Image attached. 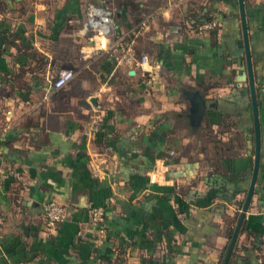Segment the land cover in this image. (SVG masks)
<instances>
[{"label": "crops", "instance_id": "obj_1", "mask_svg": "<svg viewBox=\"0 0 264 264\" xmlns=\"http://www.w3.org/2000/svg\"><path fill=\"white\" fill-rule=\"evenodd\" d=\"M243 11L259 152L232 264H264V0ZM253 156L237 0H0V264H216Z\"/></svg>", "mask_w": 264, "mask_h": 264}, {"label": "built area", "instance_id": "obj_2", "mask_svg": "<svg viewBox=\"0 0 264 264\" xmlns=\"http://www.w3.org/2000/svg\"><path fill=\"white\" fill-rule=\"evenodd\" d=\"M85 25L93 31L96 35L101 37H107L111 33L112 21L110 12L101 6L94 4H87L85 7ZM205 28H209V24L204 25ZM137 67L143 73H149V70L146 69L148 67V59L145 54L139 55L137 59ZM74 73L69 68H60L58 69L51 82L52 89L56 90L64 87L67 83L72 79ZM151 80V78H149ZM91 108L96 111L99 106L91 104ZM94 119V123L92 125V130L96 131L98 129V124ZM43 215L45 220V225L53 228L59 222H61L65 215L64 207L54 201H49L44 204L43 207ZM103 212L100 207L92 208L90 210V221L93 223H98L102 220Z\"/></svg>", "mask_w": 264, "mask_h": 264}, {"label": "water", "instance_id": "obj_3", "mask_svg": "<svg viewBox=\"0 0 264 264\" xmlns=\"http://www.w3.org/2000/svg\"><path fill=\"white\" fill-rule=\"evenodd\" d=\"M237 2H238V10H239L243 45H244V51H245L246 67H247V73H248V87H249L251 107H252L253 132H254V156H253V166H252L251 176L249 180V185H248L246 194L244 196V199L242 201V204H241V207L238 213V217L233 227V230H232V233H231V236H230V239H229V242H228V245H227V248H226L221 264H226L228 260L229 254L232 251V248L235 243V239L239 232L240 225L244 217L245 211L247 210V207L249 205L250 198L253 193L255 178H256L257 165H258V152H259L258 120H257V113H256V102H255L253 79H252V73L250 69V56L248 52L246 26H245V21H244L243 0H237ZM190 110H191V113L189 115L190 122L192 125H194L196 124L197 119L199 118V115H198V112L194 110V107H191ZM198 110L202 111L203 107L200 106Z\"/></svg>", "mask_w": 264, "mask_h": 264}, {"label": "trees", "instance_id": "obj_4", "mask_svg": "<svg viewBox=\"0 0 264 264\" xmlns=\"http://www.w3.org/2000/svg\"><path fill=\"white\" fill-rule=\"evenodd\" d=\"M203 21L209 22L210 21V18L209 17H204ZM237 214L238 213H235V217L237 216ZM232 230L233 229L230 228L229 231H228V234H227V243L221 248V250L219 252V255H218V260H217V263L216 264H221V262H222L223 256L225 254V251H226V248H227V245H228V242H229L231 233H232ZM234 251H235V248L233 246L232 251L229 254V257H228V260H227L226 264H232V261L235 258Z\"/></svg>", "mask_w": 264, "mask_h": 264}]
</instances>
